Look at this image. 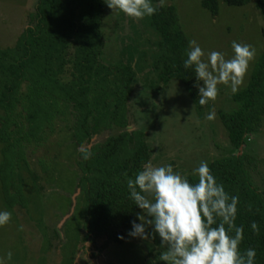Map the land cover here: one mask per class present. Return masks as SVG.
<instances>
[{"label":"trees","instance_id":"trees-1","mask_svg":"<svg viewBox=\"0 0 264 264\" xmlns=\"http://www.w3.org/2000/svg\"><path fill=\"white\" fill-rule=\"evenodd\" d=\"M200 1L212 17L219 14L221 4H254L264 20V0ZM153 4L156 13L145 16L157 35L152 69L165 86L172 79H180L196 111L203 116L209 105L198 103L194 69L183 66L190 40L178 9L165 0H153ZM106 6L105 0H38L15 44L0 48V110L6 112L0 115V142L5 145L2 152L16 149V155L25 154L26 143L41 144L46 126L69 111L74 119L72 140L76 149H81L76 166L84 211L82 230L86 241H102L100 251L126 244L132 222L142 210L129 198L125 174L134 177L151 158L145 133L128 130L129 101L137 77L132 65L135 53H128L131 58L127 62L115 65L100 61ZM70 65L71 78L65 80L63 75ZM231 98L236 108L218 112L231 149L208 166L225 190L239 197L235 224L244 229L240 249L255 248V264H264V190L254 184L249 154L244 150L239 153L249 136L258 134L264 126V50L248 84ZM16 116L23 122L19 123ZM115 127L122 131L102 142H92ZM188 176L190 182H196V176ZM253 221L259 226L258 232L250 227ZM145 241L148 258L156 261L162 251L160 238Z\"/></svg>","mask_w":264,"mask_h":264},{"label":"rangeland","instance_id":"rangeland-1","mask_svg":"<svg viewBox=\"0 0 264 264\" xmlns=\"http://www.w3.org/2000/svg\"><path fill=\"white\" fill-rule=\"evenodd\" d=\"M37 2L0 0V48L15 44ZM165 2L177 7L189 40H195L205 51H221L231 57L232 41L255 48V57L239 88L243 89L264 50V20L254 4L246 7L221 4L219 14L212 17L200 0ZM102 34L100 61L104 65L127 62L135 53L132 65L137 77L129 101L128 130L145 133L153 165L172 164L174 170L192 175L201 161L209 164L229 152L228 135L218 115L220 110L229 111L237 106L232 101L229 86H219L216 99L209 101V107L201 116L180 79H172L165 86L153 71L152 55L157 35L145 16L129 18L106 6ZM71 66H67L63 79L71 78L68 73ZM20 108L16 110L18 113ZM213 109L215 118L209 121L205 117ZM5 114L0 110V115ZM16 120L23 122L19 116ZM73 123L69 111L56 117L46 126L44 141L39 145L26 143L25 154L20 157L16 149L5 151V155L2 152L5 145L0 142V210L11 213L10 222L0 226V260L3 264H153L155 259L148 258V244L140 238L128 235L126 244L111 245L102 251L98 250L101 240L93 243L84 239V211L79 200L81 190L77 188L76 166L77 151L81 149H76L72 140ZM121 131L116 127L104 131L92 142H102ZM249 138L239 153L244 150L249 154L253 161L250 167L254 184L264 190V126L261 132ZM136 222H140L137 217ZM83 245L86 248L82 249ZM9 251L11 258L6 255Z\"/></svg>","mask_w":264,"mask_h":264},{"label":"clouds","instance_id":"clouds-1","mask_svg":"<svg viewBox=\"0 0 264 264\" xmlns=\"http://www.w3.org/2000/svg\"><path fill=\"white\" fill-rule=\"evenodd\" d=\"M105 2L113 12L129 18L140 19L157 11L153 0ZM231 48L233 54L226 57L221 51H205L195 40L189 41L183 66L194 69L200 105L214 101L220 85L229 86L232 93L242 85L256 51L237 41H232ZM205 118L213 120L215 110ZM192 174L197 177L194 183L172 164L155 166L150 161L134 177L125 174L129 198L143 212L137 213L140 222H132L128 235L142 240L160 238L162 251L153 264H255L256 249L239 247L244 232L235 224L239 197L225 190L206 161H201ZM10 219L9 211L0 210V226ZM250 227L259 231L255 221ZM6 255L11 258L12 253Z\"/></svg>","mask_w":264,"mask_h":264}]
</instances>
